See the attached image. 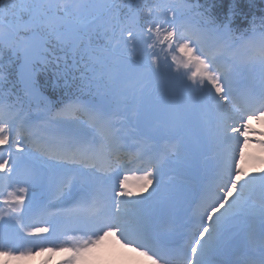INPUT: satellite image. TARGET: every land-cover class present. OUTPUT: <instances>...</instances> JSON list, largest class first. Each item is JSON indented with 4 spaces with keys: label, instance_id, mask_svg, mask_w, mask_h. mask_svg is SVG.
<instances>
[{
    "label": "snow or ice",
    "instance_id": "obj_1",
    "mask_svg": "<svg viewBox=\"0 0 264 264\" xmlns=\"http://www.w3.org/2000/svg\"><path fill=\"white\" fill-rule=\"evenodd\" d=\"M259 5L0 0V264H264Z\"/></svg>",
    "mask_w": 264,
    "mask_h": 264
},
{
    "label": "rangeland",
    "instance_id": "obj_2",
    "mask_svg": "<svg viewBox=\"0 0 264 264\" xmlns=\"http://www.w3.org/2000/svg\"><path fill=\"white\" fill-rule=\"evenodd\" d=\"M253 123H255V122H253ZM102 250L104 252L103 253V257H104V259H106L108 257V255H109L108 254V251H106L105 249H102ZM41 258H42V256L41 257H38L37 259H33V257H30V258L27 259L26 263L23 262V264H42L43 261H41ZM46 264H51V263L48 260L46 262ZM97 264H101V263L97 262Z\"/></svg>",
    "mask_w": 264,
    "mask_h": 264
},
{
    "label": "bare ground",
    "instance_id": "obj_3",
    "mask_svg": "<svg viewBox=\"0 0 264 264\" xmlns=\"http://www.w3.org/2000/svg\"><path fill=\"white\" fill-rule=\"evenodd\" d=\"M51 256H52V260H53V261H57V262L62 261V260L64 259V255L61 254V253H56V254H53V255H51ZM33 258L36 259V258H37V255L34 256ZM46 259H47V254L44 255V261H45Z\"/></svg>",
    "mask_w": 264,
    "mask_h": 264
},
{
    "label": "trees",
    "instance_id": "obj_4",
    "mask_svg": "<svg viewBox=\"0 0 264 264\" xmlns=\"http://www.w3.org/2000/svg\"><path fill=\"white\" fill-rule=\"evenodd\" d=\"M257 5H258V7L260 6V5H259V0H257Z\"/></svg>",
    "mask_w": 264,
    "mask_h": 264
}]
</instances>
